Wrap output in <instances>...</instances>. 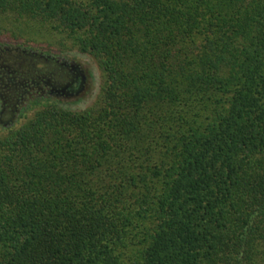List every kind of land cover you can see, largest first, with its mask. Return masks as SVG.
<instances>
[{"label":"trees","instance_id":"obj_1","mask_svg":"<svg viewBox=\"0 0 264 264\" xmlns=\"http://www.w3.org/2000/svg\"><path fill=\"white\" fill-rule=\"evenodd\" d=\"M1 47L104 80L0 135V264H264V0H0Z\"/></svg>","mask_w":264,"mask_h":264},{"label":"rangeland","instance_id":"obj_2","mask_svg":"<svg viewBox=\"0 0 264 264\" xmlns=\"http://www.w3.org/2000/svg\"><path fill=\"white\" fill-rule=\"evenodd\" d=\"M59 34H50L42 32L38 37L41 41L53 42L56 46L59 45ZM46 43V42H43ZM48 44V43H46ZM71 44L69 45V48ZM0 49V66L9 68L12 74H15V82L19 83L23 78H36L37 74L44 72L45 75L51 77L52 84L61 85L67 79L65 77V71H55L56 64L45 60H33L29 55L23 54L18 48L6 47ZM44 56V55H43ZM37 56H34V59ZM61 57L68 63H74L81 66L85 78L83 88L72 95L67 94H41L37 88L26 89L22 85H17L18 88H14V85L8 88V85L1 83L0 80V95L4 96L6 100L0 107V135L5 133L8 129L18 128L30 120L37 109L45 105L49 101L60 100L63 101L66 106L75 110H84L92 107L99 99L104 76L103 71L99 66L96 58L90 54H83L76 48L67 50ZM60 58V59H62ZM57 73V74H56ZM4 100V101H5ZM1 106V104H0ZM6 109V111L3 109Z\"/></svg>","mask_w":264,"mask_h":264},{"label":"flooded vegetation","instance_id":"obj_3","mask_svg":"<svg viewBox=\"0 0 264 264\" xmlns=\"http://www.w3.org/2000/svg\"><path fill=\"white\" fill-rule=\"evenodd\" d=\"M2 49V48H0ZM23 54L29 55L30 57L33 58V60H45V61H50L56 64L55 66V71H65V77L67 76V79L65 82L61 85H55L52 84V78L45 75L44 72H41L37 74V79L36 78H23L24 80H20L18 84L15 82V74H12V72L9 70V68H5L4 66H0V72L3 73V81L1 83L7 84L9 87H12L14 85V88H18L17 85H22V87L30 89L37 88L38 92L41 94L47 93L48 94H67V95H72L75 92H78L80 89L83 88V83H84V72L81 68L80 65L74 64V63H68L65 61L61 56L59 57H54V56H48V55H42L34 52H29L25 50H20ZM34 56H37L34 59ZM62 58V59H60ZM57 74V73H56ZM10 83V84H9ZM26 89V92H29ZM4 96H3V103L6 102L4 101ZM6 111L4 108L3 111Z\"/></svg>","mask_w":264,"mask_h":264}]
</instances>
